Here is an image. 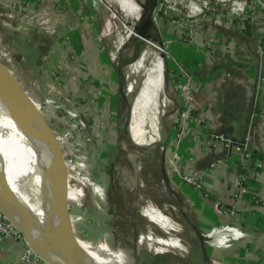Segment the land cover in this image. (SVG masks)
I'll return each instance as SVG.
<instances>
[{
  "label": "rangeland",
  "instance_id": "obj_1",
  "mask_svg": "<svg viewBox=\"0 0 264 264\" xmlns=\"http://www.w3.org/2000/svg\"><path fill=\"white\" fill-rule=\"evenodd\" d=\"M23 1L25 0H5L3 2L0 0V46L12 56L23 90L30 97L34 108L38 109L45 118L52 133L48 135V138L51 140L57 138L50 142L55 171L54 180H52L54 197L59 205L61 198L62 210L73 228L81 224L86 226L78 228V237L82 244L76 242L75 245L79 252L89 264H135L132 259L137 263L139 262L137 259L141 260L138 264H205L199 242L190 223L175 206L173 199L161 193L163 183L159 168L163 153L162 145L167 139V129L172 121L169 109L171 97L165 91V86L157 105L156 120L160 129L159 139L145 148L142 147L144 151H138L130 146V144L134 145L129 131L131 105L141 86L143 76L142 74L126 76L125 69L139 58L146 44L136 37L132 26L128 29L123 27L115 3L110 0H91L94 8L89 12L91 23H94V36L104 44V50L113 60V65L118 59L122 62L117 67L123 69L121 85L126 106L122 109V135L118 137L111 125H106L107 122L104 120L106 116L102 111V106H97L89 87L80 88L77 78H83L81 87L90 85L92 84L88 77L90 74L86 69L77 70L72 66L73 52L71 54L66 50L75 46L77 42L73 41V36L66 35L67 29L58 30L56 27L57 18H59L55 12L57 10L50 11L48 8H41V0L35 3L25 1L21 4ZM54 1H51L52 5ZM179 1L184 0H158L152 24L158 30L163 44L162 48L159 47V51L163 55L166 84L170 78L169 69L172 57L168 48L169 44L163 39L185 29L188 31L199 28L210 12L216 13V16L218 14L226 16L224 11H218L219 7L213 0H189L190 3L183 2L178 5ZM205 3H208L206 7H204ZM8 5L24 6V11L15 12V17L10 19L7 17L10 13ZM108 5L117 16L110 13ZM203 10L207 13H202ZM199 11H202V14H198ZM42 12H46L48 21L44 28L36 21L37 17L42 18ZM90 16L83 15L79 19L86 29L87 23H90L88 22ZM227 18L236 19L229 15ZM128 30L132 32L129 36H127ZM62 37H69L70 43L60 44L59 39ZM137 40L139 45H142L139 54L134 57L133 52ZM120 42L123 44L121 45ZM52 43H58V45L54 46ZM46 47L48 49L51 47V52H48L47 56L37 54L43 53ZM13 51L17 53L25 51L33 55V58L37 57L38 60L33 62V66H38L40 63L42 65L40 73L35 76L29 75L27 69L21 68L19 58L17 62L15 61ZM153 51L159 53L156 49L151 52ZM62 62H65L64 66ZM59 67L63 68L59 69ZM47 76L49 80L57 78L59 84V93L57 90H55L57 95L52 93L56 101L52 106L43 105L44 99L50 95V89L46 88L45 82ZM70 77L75 85H70ZM81 90L85 93L82 94ZM61 93L67 97V100L61 99ZM102 97L106 95L102 94ZM57 144H61L60 151L63 155H67L64 161L68 163V170L66 169L67 171L61 175L60 181L59 171L62 158ZM0 152L8 156L6 167L11 170L14 164L13 158L4 143H0ZM4 156L1 154L3 159ZM21 191L19 189L20 194H22ZM150 207L167 215L180 228V235L175 236L173 232L165 234L151 224L141 214L143 208ZM129 221L134 225L132 228L137 231L132 244L122 242L119 234L120 228L117 224L128 222V225ZM139 236H151L163 240L178 239L185 244L186 251L169 249L162 254L155 253L154 243L145 246L149 250L142 246L137 247ZM206 249L207 253L211 254L209 243ZM210 264L228 263L223 262L220 257L212 258Z\"/></svg>",
  "mask_w": 264,
  "mask_h": 264
},
{
  "label": "crops",
  "instance_id": "obj_2",
  "mask_svg": "<svg viewBox=\"0 0 264 264\" xmlns=\"http://www.w3.org/2000/svg\"><path fill=\"white\" fill-rule=\"evenodd\" d=\"M25 1L35 3L37 0ZM51 1L41 0L40 7L57 10L56 27L58 30L67 29L66 35L73 36V41L77 42L66 50L73 52L72 66L77 70L86 69L90 74V85L81 87L83 78H77L80 88L89 87L97 106H102L106 125H111L118 133L125 106L121 85L123 69L117 67L122 62L118 59L113 65L104 44L94 36V23H91L89 12L94 8L93 3L91 0H55L52 5ZM183 2L190 3L184 0L178 5ZM219 9V12H225ZM213 13L210 12L199 28L185 29L163 39L169 44L172 57L170 78L165 83V91L171 97L172 121L163 144L164 168L175 195L164 184L161 193L172 198L175 206L184 210L202 233L227 226L237 228L243 234L238 239L228 240L223 247L210 244L211 254L208 255L211 259L221 257L228 264H264V167L240 172L222 145H205L207 134L213 128L232 140L246 137L254 159L264 165V95L257 83V79L264 76V56L259 55L256 41L264 30L263 17L259 15L256 23L244 25L227 18L226 12L221 19ZM83 15L90 16V23H87L90 31L79 21ZM51 47L37 54L47 56ZM13 58L16 62L19 58L21 68L27 69L29 75L40 73L42 65L33 66L37 57L18 51ZM178 78L187 79L194 91L196 108L191 117L201 115L208 124L191 125L181 117L182 97L173 86ZM69 79L70 85H75L72 77ZM81 93L85 92L81 90ZM102 94L106 97L103 98ZM171 126L179 129L181 135L178 139L169 136ZM175 153L183 155V161L178 165L179 174L171 166ZM212 164L214 166L210 167ZM190 172L204 173L201 189L181 181L180 173ZM22 251L21 242L5 237L0 252L2 264H40L22 262Z\"/></svg>",
  "mask_w": 264,
  "mask_h": 264
},
{
  "label": "water",
  "instance_id": "obj_3",
  "mask_svg": "<svg viewBox=\"0 0 264 264\" xmlns=\"http://www.w3.org/2000/svg\"><path fill=\"white\" fill-rule=\"evenodd\" d=\"M157 1L145 0L146 6L139 16L138 25L133 26L136 37L142 41L153 38L149 31L154 28L152 24ZM127 26H130V24ZM153 41L157 42L158 47H163L160 37L159 40L157 38L153 39ZM160 58L163 59L162 54ZM15 69L16 66L11 55L4 47L0 46V97L8 105L14 128L23 140L21 174L27 190L35 199L34 205H28L21 199L17 186H12V193L18 205L15 217L17 225L14 226L44 263L89 264L75 245L76 242L81 243L78 237L80 225L72 227L62 210L61 198L59 205L54 197L52 180H54L55 171L51 158L50 142L57 138L52 140L48 138V135H52L48 124L42 113L34 108L30 97L23 90ZM60 145L57 144L59 151ZM134 145L139 147L136 144ZM162 150L160 167L162 181L166 189H169L175 195L170 188L169 179L164 168V145H162ZM60 154L62 165L59 171V181L61 175L68 170V163L64 161L67 155H63L61 151ZM68 175L70 177L69 172ZM181 213L190 223L192 231L199 242L203 261L205 264H210L211 258L206 249L210 240L189 220L184 210H181ZM136 264L138 263L136 262Z\"/></svg>",
  "mask_w": 264,
  "mask_h": 264
},
{
  "label": "bare ground",
  "instance_id": "obj_4",
  "mask_svg": "<svg viewBox=\"0 0 264 264\" xmlns=\"http://www.w3.org/2000/svg\"><path fill=\"white\" fill-rule=\"evenodd\" d=\"M110 1L117 5L119 19L121 20V23L125 29H128V24H130L132 27L138 25L139 16L142 14L146 6L145 0ZM108 7L110 13H112L113 16H117L112 10L111 6L108 5ZM149 33L153 38L150 40H143L146 46L141 52L139 58L132 65L125 69L126 76L136 74H142L143 76L141 86L131 105V121L129 126L130 136L133 143L141 147L149 146L150 143L157 141L160 137V129L156 120L157 105L165 86L164 61L160 58L161 52L159 51L160 49L157 42L153 41V39L157 38L159 40L160 35L158 30L152 28L150 29ZM130 34H132V32L128 30L127 36ZM120 44L122 45L123 42H120ZM153 49H156L159 51V53L155 51L151 52ZM147 62L149 64H147ZM146 123H148V125H145ZM0 143H4L10 150L14 162L11 170L7 168L6 166H8V156L0 152L2 155H5L3 159L0 154V210L3 212L6 219H8L13 225H17L15 217L18 211V205L16 198L12 193V186L16 185L18 190H22V194H20V192L19 194L21 199L28 205H34L35 199L33 195H31L27 190L26 183L21 174L23 140L16 132L13 121L10 117L9 108L1 97ZM149 156L151 157V155ZM141 214L163 233L170 234L173 232L175 236L180 235V228L176 226L170 220V218L160 210L154 207L143 208L141 210ZM151 243L156 245L154 249L155 253L162 254L169 249H175L182 252L186 251V247L184 246L185 244H182L180 241H178V239L172 238L163 240L155 239L151 236H139L137 247L142 246L143 248L149 250L145 246L148 244L150 245ZM134 263L136 264L135 261Z\"/></svg>",
  "mask_w": 264,
  "mask_h": 264
},
{
  "label": "built area",
  "instance_id": "obj_5",
  "mask_svg": "<svg viewBox=\"0 0 264 264\" xmlns=\"http://www.w3.org/2000/svg\"><path fill=\"white\" fill-rule=\"evenodd\" d=\"M215 3L218 5V7L225 10L227 16H234L236 19L233 20L238 21L239 24L256 23L259 15H262L264 23V0H215ZM207 5L208 3H205L204 7H206ZM8 11L10 13L7 15V17L13 19L15 17V12L24 11V7L18 5H8ZM201 12L202 11H199L198 14H200ZM202 13L206 14L207 12L203 10ZM41 15L42 18L37 17L36 21L40 26L44 28L48 22L46 20V12H42ZM222 17H224L222 14H218L217 16L218 19H221ZM59 41L63 45H68L71 40L69 39V37H62L59 39ZM256 41L259 55L264 56V30L258 35ZM64 61L66 63L68 62L67 60ZM65 62H62V66H64ZM62 68L63 67H59V69ZM178 79L179 81L173 83V86L182 97L181 107L183 111L180 112L181 117L187 120L188 123L191 125L206 124V119L201 115L195 118L191 117L192 111H194L196 108L194 91L190 86V82L187 79ZM63 81L64 80H62V82ZM45 82L46 88L50 89V95L44 99L43 105L45 104L48 106H52L56 103L55 99H53L52 97V93L56 94L55 90H57L59 93L58 80L57 78H55V80H53L52 78L49 80L47 76L45 78ZM257 83L258 85H260L261 91L264 95V76H260L257 79ZM66 98L67 97L62 94L61 99L67 100ZM180 135L181 133L178 128H175L174 126L170 127L169 136H171L172 139H178ZM205 145L208 147L222 145L226 152L229 154L230 158L234 161L238 169L242 171H257L263 169L264 167L263 163L259 160L254 159L252 153L248 150L246 137H242L238 140H232L226 134L213 128L207 134ZM182 161L183 155L178 153L173 154L171 166L174 172L177 174H179L178 165L181 164ZM213 166V164L210 165V167ZM203 177L204 173L202 172H190L184 174L180 173L181 181L196 189H201ZM80 226L83 228L86 227L83 224H81ZM242 235L243 234H241V232L237 228H230L227 226H221L211 230L208 233H205V236L210 240L209 244L218 247H223L228 242V240L238 239L242 237ZM5 237H11L14 240L23 244V251L20 257V260L22 262L46 264L40 257L35 254L30 245L27 243L24 236L11 222L6 219V217L0 210V252ZM0 264H2L1 258Z\"/></svg>",
  "mask_w": 264,
  "mask_h": 264
},
{
  "label": "trees",
  "instance_id": "obj_6",
  "mask_svg": "<svg viewBox=\"0 0 264 264\" xmlns=\"http://www.w3.org/2000/svg\"><path fill=\"white\" fill-rule=\"evenodd\" d=\"M244 25H245V23H244ZM140 48L141 47L139 45V41L138 40H137V42L135 41V50L133 52L134 57H136L139 54ZM121 135L122 134L120 133V135L118 137H121ZM130 146H133L138 151H144V149L142 147H137V146L132 145V144H130ZM253 157H254V155H253ZM239 171L243 172L242 170H239ZM127 223H120V222L117 223L119 225V228H120L119 234H120V238L122 239V242H124V243L129 242L132 244L135 241L137 231L132 228L134 225L131 223V221H129V224H128L129 226L127 225ZM130 228H132V229L129 231L128 229H130ZM137 261H139L138 263L141 262V260H139V259H137Z\"/></svg>",
  "mask_w": 264,
  "mask_h": 264
},
{
  "label": "flooded vegetation",
  "instance_id": "obj_7",
  "mask_svg": "<svg viewBox=\"0 0 264 264\" xmlns=\"http://www.w3.org/2000/svg\"><path fill=\"white\" fill-rule=\"evenodd\" d=\"M123 102L125 103V101L123 100ZM125 106H126V104H125ZM122 126H120V128L118 129V133H117V135L119 136L120 135V133L122 134ZM124 128H125V125H124ZM132 261L134 262V260L132 259Z\"/></svg>",
  "mask_w": 264,
  "mask_h": 264
}]
</instances>
